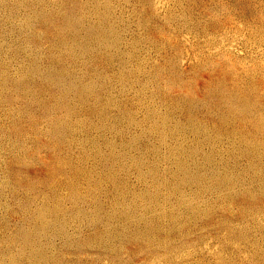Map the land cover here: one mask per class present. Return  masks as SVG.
Listing matches in <instances>:
<instances>
[{"label":"rangeland","instance_id":"1","mask_svg":"<svg viewBox=\"0 0 264 264\" xmlns=\"http://www.w3.org/2000/svg\"><path fill=\"white\" fill-rule=\"evenodd\" d=\"M0 264H264V0H0Z\"/></svg>","mask_w":264,"mask_h":264}]
</instances>
